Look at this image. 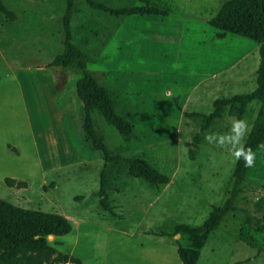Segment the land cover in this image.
<instances>
[{
    "label": "rangeland",
    "instance_id": "rangeland-1",
    "mask_svg": "<svg viewBox=\"0 0 264 264\" xmlns=\"http://www.w3.org/2000/svg\"><path fill=\"white\" fill-rule=\"evenodd\" d=\"M93 1L119 9L155 5L168 13L115 17L76 1L72 43L132 133L121 135L79 101L74 88L84 72L77 63H57L66 50V0H2L16 18L0 12V137L18 153L3 156L0 199L68 219L72 232L49 241L82 264H148L160 248L181 264L178 245L198 243L175 234L176 227L201 226L224 203L237 164L205 136L227 133L232 118L243 119L247 144L262 103L225 106L197 146L195 138L217 100L257 88L260 45L234 34L218 38L211 22L231 0ZM88 119L105 150L88 136ZM134 159L170 182L156 186L130 176ZM5 177L26 187L10 188ZM103 177L109 209L101 204ZM203 245L200 264H264V147L234 210Z\"/></svg>",
    "mask_w": 264,
    "mask_h": 264
},
{
    "label": "trees",
    "instance_id": "trees-1",
    "mask_svg": "<svg viewBox=\"0 0 264 264\" xmlns=\"http://www.w3.org/2000/svg\"><path fill=\"white\" fill-rule=\"evenodd\" d=\"M76 1L66 0L67 10L64 17L66 50L62 56L57 58V63L63 66L78 64L84 72L83 78L76 85L79 99L88 108L97 109L105 121L121 135L129 137L132 133L131 125L115 112L110 94L100 87L87 72L86 56L72 43L70 22ZM86 1L91 8L115 17L166 16L168 14L155 5L119 9L95 3L93 0ZM0 12L10 20L14 21L16 18V14L10 11L2 0H0ZM211 23L218 30V38L220 39H224L227 34H234L249 38L260 45L257 88L249 95L217 100L214 112L204 117L194 146L200 143L201 135L210 128L214 120L221 118L225 106L235 102L247 105L257 100L262 103V110L246 144V147L252 148L256 153L264 143V0H231L222 6ZM87 133L98 150H105L102 145L95 143L97 141L96 134L93 133L89 119ZM128 164L129 174L134 178L144 179L156 186L167 185L170 182L168 177L162 175L143 159L130 160ZM251 168H246L243 160L237 162L228 197L221 206L213 209L208 219L201 226L179 225L176 227L175 234L190 236L198 243L196 246L190 247L178 245V255L182 264H200L203 243L205 244L209 236L219 229L227 214L234 210L240 186ZM5 183L10 188L22 189L26 187L25 182H18L11 178H6ZM100 198L102 206L109 209L104 177L101 181ZM72 229L71 222L61 215L18 208L0 199V264H82L79 259L60 252L49 241L50 236L56 238L67 236L72 232Z\"/></svg>",
    "mask_w": 264,
    "mask_h": 264
},
{
    "label": "clouds",
    "instance_id": "clouds-1",
    "mask_svg": "<svg viewBox=\"0 0 264 264\" xmlns=\"http://www.w3.org/2000/svg\"><path fill=\"white\" fill-rule=\"evenodd\" d=\"M249 132L250 127L246 120L232 118L231 128L227 133H209L205 136V140L229 152L235 161L243 160L244 166L250 168L255 164L256 153L252 148L246 147L245 142Z\"/></svg>",
    "mask_w": 264,
    "mask_h": 264
},
{
    "label": "crops",
    "instance_id": "crops-1",
    "mask_svg": "<svg viewBox=\"0 0 264 264\" xmlns=\"http://www.w3.org/2000/svg\"><path fill=\"white\" fill-rule=\"evenodd\" d=\"M75 91H76V87L74 88V92ZM73 95H75V93H73ZM78 99H79V97H78ZM6 101H7V99L5 98L2 105L5 104ZM79 101H80V99H79ZM11 150H12V152L18 153L17 148L12 146V144L8 140V137H0V168L3 167V156L6 157L11 152ZM6 178H8V177H5V179ZM5 179H4V181H5ZM11 179H14L18 182H25V181H19L15 178H11ZM156 250H159V252H157L153 256L148 257V264H173V258H175V253L174 254L170 253L169 255H167L168 253L164 252L163 248L156 249ZM177 252H178V250H177ZM100 260H102V258H100ZM132 262H133V264H135L134 261H132ZM98 264H100V263H98ZM181 264H182V262H181Z\"/></svg>",
    "mask_w": 264,
    "mask_h": 264
}]
</instances>
